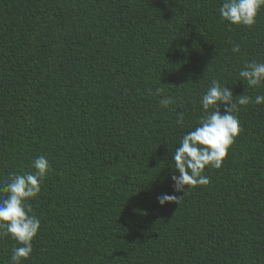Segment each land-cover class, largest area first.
<instances>
[{
	"label": "trees",
	"instance_id": "obj_1",
	"mask_svg": "<svg viewBox=\"0 0 264 264\" xmlns=\"http://www.w3.org/2000/svg\"><path fill=\"white\" fill-rule=\"evenodd\" d=\"M222 3L0 0V185L41 155L52 169L21 264H264V104L239 106L242 131L207 185L171 180L212 80L236 100L264 95L238 75L264 62V7L248 27ZM163 193L181 199L162 206ZM14 246L0 237V264Z\"/></svg>",
	"mask_w": 264,
	"mask_h": 264
},
{
	"label": "clouds",
	"instance_id": "obj_2",
	"mask_svg": "<svg viewBox=\"0 0 264 264\" xmlns=\"http://www.w3.org/2000/svg\"><path fill=\"white\" fill-rule=\"evenodd\" d=\"M262 7L264 0H223L219 14L233 25L251 27L256 23ZM234 51H238V47ZM238 75L248 88L255 90L264 86V62H247ZM163 92L164 89L159 87L155 90L156 95ZM238 96L239 99L236 100L230 86L219 80L211 81V86L200 100L204 115L194 129L183 135L179 147L173 152L174 169L178 175L173 174L171 180L176 192H185V186L207 185L209 177L203 174L206 166L221 168L230 147L242 131L237 115L239 106L249 103L264 104V95L252 97L243 93ZM173 102L171 96L160 100L164 107ZM183 123L181 113L177 124ZM32 167L35 171L12 173L9 180L0 185V191L7 194L0 195V237L11 236L20 245L12 249V264H21L22 259L30 257L32 242L41 227V221L33 214L29 201L41 192V185L52 169L49 160L43 155L32 161ZM180 199L167 193L157 196L162 206L168 202L178 203Z\"/></svg>",
	"mask_w": 264,
	"mask_h": 264
}]
</instances>
